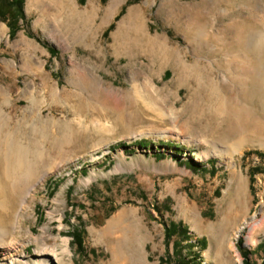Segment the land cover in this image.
Instances as JSON below:
<instances>
[{
	"label": "rangeland",
	"instance_id": "rangeland-1",
	"mask_svg": "<svg viewBox=\"0 0 264 264\" xmlns=\"http://www.w3.org/2000/svg\"><path fill=\"white\" fill-rule=\"evenodd\" d=\"M110 2L23 0L25 16L19 20V29L12 35L8 22L0 17V31L1 24L6 26L4 33L0 32V85H4L13 96L12 112L16 111L15 117H22L23 110H27V101L20 89L29 74L18 70L16 77L12 78L2 74L1 70L7 59L18 62L23 50L42 56L45 71L64 89L63 103L54 109L57 116L63 115L61 110L64 109L68 118L79 113L85 123H90L93 116L109 120L116 125L110 137L135 131L154 120V113L133 92L132 82L137 81L145 84L147 97L161 102L168 109L175 106L183 120L189 121L195 131L209 134L207 121L204 117H195L196 108L191 104V99L199 94L209 102L207 90L203 88L195 92L194 78L174 84L177 70L179 73L182 70L186 76L182 64L176 61L177 55L167 61L162 54L149 52L150 49L145 53L138 47H129L117 53L112 44L120 40L115 38L118 24L124 18V25L127 26L131 23L129 16L141 15L145 31L155 41L178 45L186 50L192 62H201L203 68L200 71L221 82L223 92L237 94L241 86L238 81L229 79L239 75L241 64L237 63V71L233 67V75L229 76L222 48L218 46L216 51H221L214 52V46H209V43H232L230 48L238 51V45L243 46V42H237L236 36L228 34L237 22L246 21L254 31H264V0H257L255 8L254 4H247L248 0H120L116 12L106 16ZM73 5L77 6L79 13H87L83 15L87 16L86 19L78 22L72 30L64 31L65 41H53L49 37L54 29L52 24L61 22ZM90 14L93 16L88 19ZM60 27L63 30L61 24ZM131 35L134 36L133 33ZM13 43L24 44L22 49H17ZM25 43L31 45L26 47ZM55 43H65V50ZM140 43L147 42L142 40ZM253 43L258 42L253 40ZM259 55L258 50L251 55L256 65H260ZM74 62L85 63L97 71L105 84L125 91L132 90V97H125L121 105L127 116L120 118L111 106H87L82 101L76 106L71 94H79L81 87L73 82ZM130 67L136 69L134 76L128 71ZM257 73L254 72L252 79L246 82L251 107L264 117L261 103L264 87ZM223 77L228 80L223 81ZM40 83L38 79L37 84ZM167 87L172 88L169 90ZM48 105H43L44 110ZM205 115L209 116L208 109ZM174 119L170 116L160 126L168 127ZM211 125L216 126L214 122ZM216 130L221 136L225 131L226 138L236 134V130L226 134V130L219 126ZM243 137L251 146L242 155H234L243 176L237 186L230 180L233 166L229 164L227 154L206 159L199 158V154L207 153L211 146L222 151L233 149L240 142L245 143L242 137L220 144L213 138L196 140V136L185 135L176 129L155 131L145 128L121 135L106 147L84 151L97 135L93 132L79 135L75 148L80 154L47 174L32 192L34 198L27 216H24V208L17 220L13 216L7 244H11L14 234L19 231L20 222L24 220L21 246L10 253L18 255L14 257L15 262H9L8 254L3 255L0 251V264H33L40 248L35 237L40 239L48 231L53 235H59L61 231L59 237L70 241L72 254L65 255L60 264H66L64 260H70L72 264H120L111 262V259L124 233L137 238L136 246L141 252L142 264H243L240 243L249 253L251 263L264 264V255L258 248L264 241L261 228H257L253 240L248 241L252 216L259 219L264 215V148L261 147L264 139L256 140L250 135ZM162 152L164 156L160 154ZM188 159H192L194 164L185 162ZM31 194L27 196L24 207ZM59 216H63L62 225L57 219ZM171 222L178 224L179 228L169 238L165 227ZM241 225L240 232L235 233ZM26 228L32 229L33 237L24 234ZM128 228L132 233L127 231ZM81 233V244L78 245L76 237ZM231 239H234L236 247L229 249ZM143 245L147 261L143 259ZM129 246L130 243L127 248L124 247V253H128Z\"/></svg>",
	"mask_w": 264,
	"mask_h": 264
},
{
	"label": "bare ground",
	"instance_id": "bare-ground-1",
	"mask_svg": "<svg viewBox=\"0 0 264 264\" xmlns=\"http://www.w3.org/2000/svg\"><path fill=\"white\" fill-rule=\"evenodd\" d=\"M256 1L248 0L247 4L251 6ZM68 2H71V0H68ZM119 2L120 0H111L106 9V16H111L116 12ZM253 8H255V4ZM86 14L79 13L77 6L73 5L70 12L66 14L61 22L58 21L54 25L52 24L54 29L49 37L53 41H65L64 31H70L75 28L78 22L80 23L83 19H86L87 16L83 17ZM92 16L93 14H90L88 19H91ZM129 20L131 23L127 26L124 25V18L119 22L115 38L120 40L118 41L119 43L112 44L114 50L117 53H122L129 47H138L147 53V49H150L149 52H157L164 55L167 61L171 60V56L177 55L176 61L182 64L186 76H184L182 70L179 73L175 69L177 72L173 77L175 78L174 84L179 85L190 78H194L197 86L195 92H197V89L204 88L209 94V102L200 97V94L191 99V104L196 108L194 113L195 117H204V120L207 121L209 134H202L201 131H195L189 121L183 120L181 112L175 106L168 109L161 102L147 97L146 93H144L145 84L134 81L132 82L133 92L138 99H141L143 105L154 113V120L147 125L139 126L135 131L110 137L109 134L114 132L116 125L109 120L105 121L93 116L90 119V123H85L82 115L79 113L73 118H68L64 109L61 110L63 113L61 116H57L54 113L57 105L63 103L62 93L64 89L60 88L57 81L53 80L50 74L45 71V60L42 56L37 53L22 50V55L18 62L14 59L5 60L2 65V74L10 75L12 78L16 77L18 70L25 72L26 75L29 74L24 87L20 89L23 98L27 101V110H23V116L20 118L15 117L17 114L16 111L12 112L14 104H12L11 99L13 96L10 94V91L4 85H0V251L3 255L8 254V258L11 259L9 262H15L14 257L18 256L16 253H10L14 251L15 247L21 246L20 242L23 234L21 231L24 220L20 222L19 231L14 234L11 244H7L9 234L12 230L13 216L17 220L19 212L23 208L24 216H27V211L31 208V199L33 200L34 198L32 192L42 183L44 180H42V177L63 167L67 161L80 154L77 153V149L75 148L79 135H85L89 132L97 135V138L88 144V148L84 151L95 149L121 135L133 134L145 128L154 129L155 131L176 129L184 132L185 135L196 136V140L216 139L220 144H228L242 137L245 143L240 142L233 149L222 151L215 146H211L212 148L209 147L207 153L199 154V158L202 159L227 154L225 156L229 157V164L233 166L230 180L231 182L237 183V186H239V181L243 179V176L241 173L242 169L234 155H242L244 150L251 146L243 136L250 135L256 140L264 139V117L251 107V96L248 93L246 82L252 79L254 72H259L257 74H260V83L264 87L263 30L254 31L250 25L247 26L246 21L237 22L238 24L228 34L230 36H236L237 42H243V46L238 45L240 47L238 51L237 49L230 48V44L232 43H209V46H214V52L222 50L223 57L226 59L223 62L228 65L227 72L229 76L233 75L231 69L235 67L237 71V63L239 66L241 64L239 68L241 72L239 75L237 76L235 74L232 79H229L232 82L238 81L241 88L237 90V94H228L223 92L220 81L207 75L203 70L200 71L203 68L201 62L197 60L192 62L186 50H182L178 45L171 43H158L159 41H155L154 38L149 36L145 31L144 20L141 15L135 17L129 16ZM59 23L63 26V30ZM1 28L2 31L0 32L4 33L3 30L6 28L5 24H1ZM127 40L129 43H127ZM142 40H146L147 43H140ZM253 40L258 43H253ZM23 44L13 43V46L17 49H22ZM55 44L65 50V43ZM188 44L202 45L207 43ZM25 45L29 47L31 43H25ZM218 46L222 49L216 51V47ZM254 50L260 51V65H256L252 61L251 55ZM217 65L220 66L218 62ZM72 66L73 82L75 85L81 87L79 94H71V100L76 102V106L79 101H82L87 106L100 108L111 106L120 118L127 116V113L123 111L121 105L125 97H132V90L125 91L123 88L105 84L100 74L85 63L74 62ZM130 68L128 71L131 76H134L136 69L134 67ZM187 76L189 77L187 78ZM38 79L41 81L40 84H37ZM227 80L228 78L223 77V81ZM168 88L171 90L172 87ZM33 89L34 93H32ZM45 103H49V107L47 108L49 111H46L47 109L44 110L43 105ZM261 103L264 108V97H261ZM206 109L209 110V116L205 115ZM37 111L39 112L38 115ZM170 116L175 117L174 121L168 127H161L160 124L165 122ZM213 122L217 127L219 126L222 130H226V134L230 130H236V134L233 137L226 138L224 137L225 131H222L223 135L221 136L220 131L218 132L216 130V126L211 125ZM46 144H49V146H46ZM261 147L264 148V144ZM87 180H90V178H87ZM30 194V199L24 207L23 204ZM57 219L60 221V225H62L63 216H59ZM251 222H249L250 232L248 234V241L253 240L254 231L257 228H261L264 232V215L259 219L252 216ZM111 225L109 224V228L113 232ZM241 227L242 225L236 229V233L240 232ZM31 231V228H26L24 229V234L27 237H31ZM127 231L132 233L130 228ZM60 234H62L61 231H59ZM59 235H53L48 231L47 234H42L40 239L35 237L40 248L38 249V255L33 258L36 260L33 264H60V260L64 259L65 255L72 254L69 239L60 238ZM119 241L120 243H118L113 251L111 262H119L120 264H124L126 261H128V264L143 263L139 255L141 252L136 246L137 238L134 235L124 233ZM129 243L130 246L126 254L124 253V247L127 248ZM235 247V241L231 239L229 249ZM143 252L145 255H143V259L147 261L144 245L142 247ZM64 261L66 264H72L70 260Z\"/></svg>",
	"mask_w": 264,
	"mask_h": 264
},
{
	"label": "trees",
	"instance_id": "trees-1",
	"mask_svg": "<svg viewBox=\"0 0 264 264\" xmlns=\"http://www.w3.org/2000/svg\"><path fill=\"white\" fill-rule=\"evenodd\" d=\"M24 16L25 14L23 10V0H0V17L5 18V21L8 22L11 35L14 34L19 29L20 26L19 20L24 19ZM160 154L162 156L165 155L164 152ZM189 162L191 164H194L193 160L191 161L188 160V163ZM165 228L170 234L169 238H171L173 235H175L178 232L177 228L179 227L178 224L171 222L169 225H166ZM81 236L82 233L80 235H77L76 237L78 245L81 244ZM258 248L262 251L264 255V241L263 243L259 244ZM239 249L244 257L243 264H253L250 262L249 253L247 252V250L242 248L241 243ZM192 258H195V256H193Z\"/></svg>",
	"mask_w": 264,
	"mask_h": 264
}]
</instances>
